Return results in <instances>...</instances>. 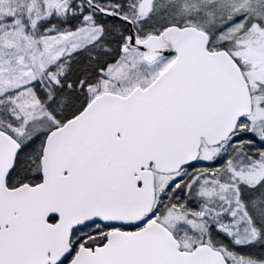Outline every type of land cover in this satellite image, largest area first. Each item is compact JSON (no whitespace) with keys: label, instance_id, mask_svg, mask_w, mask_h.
I'll list each match as a JSON object with an SVG mask.
<instances>
[{"label":"snow or ice","instance_id":"6c2138e0","mask_svg":"<svg viewBox=\"0 0 264 264\" xmlns=\"http://www.w3.org/2000/svg\"><path fill=\"white\" fill-rule=\"evenodd\" d=\"M0 264H264V0H0Z\"/></svg>","mask_w":264,"mask_h":264}]
</instances>
